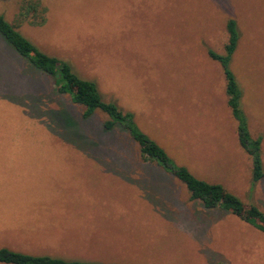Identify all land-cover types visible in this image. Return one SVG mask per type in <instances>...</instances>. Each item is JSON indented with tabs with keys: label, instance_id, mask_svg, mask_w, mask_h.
<instances>
[{
	"label": "rangeland",
	"instance_id": "1",
	"mask_svg": "<svg viewBox=\"0 0 264 264\" xmlns=\"http://www.w3.org/2000/svg\"><path fill=\"white\" fill-rule=\"evenodd\" d=\"M22 1L0 0V14L15 25ZM40 1L46 21L19 25L25 38L95 82L175 163L264 213V178L252 184L221 66L207 54H224L225 24L235 20L230 69L249 132L261 138L264 168V0ZM18 58L0 41V151L25 150L20 163L40 173L82 177L61 200L42 197L50 213H64L82 231L56 236L68 249L50 251L11 242L17 229L0 228V248L105 264H264V233L191 201L184 185L140 159L124 130L103 131L99 112L83 120L82 107ZM9 159L0 155V167ZM20 199L0 184V213L22 211Z\"/></svg>",
	"mask_w": 264,
	"mask_h": 264
},
{
	"label": "trees",
	"instance_id": "2",
	"mask_svg": "<svg viewBox=\"0 0 264 264\" xmlns=\"http://www.w3.org/2000/svg\"><path fill=\"white\" fill-rule=\"evenodd\" d=\"M46 8L40 0H23L16 14V24H11L0 14V41L8 52L23 61L27 66L50 79L56 93L69 98L72 105L84 109L83 120L89 119L96 112L107 117L102 124L103 131L112 132L120 127L137 146L140 159L149 164H155L170 174L186 188L191 201L199 202L206 210L219 209L229 212L242 222L264 233V213L256 206L248 208L232 193L219 184L207 183L196 178L185 166L178 165L166 151L140 130L131 112H124L117 104L106 102L97 84L78 76L71 65L61 59L49 56L40 51L25 38L18 26L27 22L39 27L46 21ZM228 36L224 46V54L208 50V57L219 63L225 79L226 104L236 123V137L240 148L251 161L252 184L264 178V168L261 157V138H253L249 132L248 121L241 108L242 93L230 69L232 56L237 48L239 33L235 20L228 19L225 24ZM58 117L56 118V120ZM0 264H105L79 260H64L50 256H35L17 252L8 248H0Z\"/></svg>",
	"mask_w": 264,
	"mask_h": 264
},
{
	"label": "crops",
	"instance_id": "3",
	"mask_svg": "<svg viewBox=\"0 0 264 264\" xmlns=\"http://www.w3.org/2000/svg\"><path fill=\"white\" fill-rule=\"evenodd\" d=\"M72 149L75 150L74 148L67 150ZM44 150L45 149H41V151ZM24 152L25 150L20 149L7 150L6 153L0 151V155L10 157V159L0 167V184L4 188L12 186L17 189V192L21 193L23 199H20V201H23V203L26 202V206L22 211L17 209L15 210L16 212H14V208H12L6 213H0V228L17 229L15 239L11 242L37 246L33 248V250H67L68 248L56 243V236H73L80 233L82 230L72 228L74 226L71 225L69 220L66 221L64 213L62 214L53 208V212L50 213L48 208L42 205V203H44L42 202V197L49 196L53 199L61 200L64 195H67L71 182H81L82 177L78 175L71 177L66 174L55 175L53 173H40L38 171L40 166L20 163L18 157L27 155ZM83 168H86V166H83ZM74 171L79 172L80 170L77 169ZM83 171L86 170L83 169ZM24 181L29 184H25ZM13 203L17 202H11V204ZM4 214L7 215L4 217ZM62 216H64V218ZM17 221H23L24 224L17 228H14L17 225L11 226L8 224ZM68 247L74 248V246ZM76 249H81V247H76ZM16 251L20 250L16 249Z\"/></svg>",
	"mask_w": 264,
	"mask_h": 264
}]
</instances>
